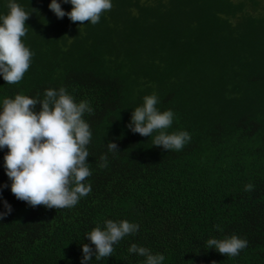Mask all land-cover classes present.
<instances>
[{"label": "trees", "instance_id": "16d2710c", "mask_svg": "<svg viewBox=\"0 0 264 264\" xmlns=\"http://www.w3.org/2000/svg\"><path fill=\"white\" fill-rule=\"evenodd\" d=\"M17 3L30 14L21 39L33 55L20 82L0 77V104L61 87L87 101L92 190L74 207L47 209L2 189L13 211L0 221V264H80L85 234L105 220L139 231L90 264H142L132 244L164 264H264V0H112L95 25L57 19L51 0ZM8 11L0 0V15ZM152 94L175 114L167 131L190 134L182 150L126 127ZM6 152L0 188L10 184ZM232 235L248 241L238 256L207 249L208 239Z\"/></svg>", "mask_w": 264, "mask_h": 264}, {"label": "clouds", "instance_id": "9594fccd", "mask_svg": "<svg viewBox=\"0 0 264 264\" xmlns=\"http://www.w3.org/2000/svg\"><path fill=\"white\" fill-rule=\"evenodd\" d=\"M62 4L71 5L65 11ZM112 0H51L48 8L57 19L67 17L71 22H100L101 13L110 10ZM7 15H0V77L7 84L22 80L30 67L33 53L22 42L27 34L26 21L30 14L17 3L8 0ZM156 94L143 97L142 105L132 110L130 122L126 125L133 134L148 137L154 147L164 151H180L190 142L187 131L169 133L174 112L161 111ZM39 105V110H37ZM92 108L87 101L77 103L63 87L48 89L43 100L17 94L14 99L5 98L0 104V151L7 148L4 160L5 174L10 184L0 188V221L13 211L12 206L2 197V189L10 188L17 200L30 207L43 205L47 209L71 208L82 197L87 196L91 184L85 183L91 176L87 163V145L92 139L90 125L83 119ZM109 152L117 153L118 145L108 142ZM103 167L107 166V156H102ZM253 185L245 186L251 191ZM139 225L127 220H105L84 237L90 241L82 244L80 264H90L96 260L111 257L114 245L125 236L139 231ZM219 231V226H217ZM94 246V247H93ZM248 246V241L237 235L206 241L208 250H214L227 257H236ZM129 254L143 257L142 264H164L165 256L153 254L146 247L130 245Z\"/></svg>", "mask_w": 264, "mask_h": 264}]
</instances>
